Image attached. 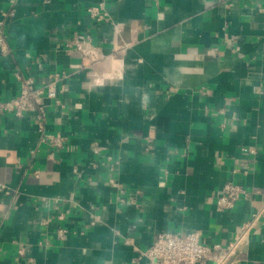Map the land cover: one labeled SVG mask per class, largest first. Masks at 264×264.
Listing matches in <instances>:
<instances>
[{"label":"crops","instance_id":"crops-1","mask_svg":"<svg viewBox=\"0 0 264 264\" xmlns=\"http://www.w3.org/2000/svg\"><path fill=\"white\" fill-rule=\"evenodd\" d=\"M13 8L0 104L16 68L41 85L102 58L48 107L62 147L34 114L0 117V264H147L160 232L225 245L264 208V0H0V19ZM229 179L247 195L218 210ZM241 251L264 264V223Z\"/></svg>","mask_w":264,"mask_h":264},{"label":"built area","instance_id":"built-area-1","mask_svg":"<svg viewBox=\"0 0 264 264\" xmlns=\"http://www.w3.org/2000/svg\"><path fill=\"white\" fill-rule=\"evenodd\" d=\"M89 14L96 20H106L107 12L103 4L90 6ZM15 14V9H10L3 14L0 19V56L9 58L13 49L6 32V19ZM95 46H88L82 50V60L79 64L72 65L71 68L62 70L59 73L50 74V78L43 84L38 85L34 76L24 75L20 69L14 71L19 86V93L3 101L0 104V117L9 114L15 118H22L27 114H34V118L45 142L54 147H62L63 139L54 134H45V122L48 116L50 104L62 105V94L69 90V82L76 70L87 68L90 64L102 58L97 56ZM39 176V171L33 172ZM114 185V180L111 181ZM13 189L5 184L0 185V193L8 198L12 196ZM247 191L243 185L229 179L224 184L221 193L217 197L216 208L218 210L231 209L235 206L240 197ZM264 223V208L252 210L250 217L245 220L234 239L225 245L220 243H207L202 241L198 231L182 232H160L151 246L145 250H140L134 261L145 259L147 264H236L239 261L241 248L244 246L249 236ZM66 230H59V237L64 238ZM21 255L23 250L19 251Z\"/></svg>","mask_w":264,"mask_h":264}]
</instances>
